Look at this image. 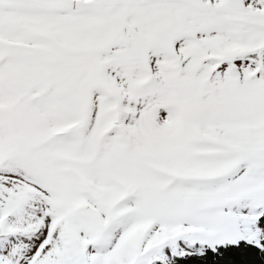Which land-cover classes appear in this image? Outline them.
I'll use <instances>...</instances> for the list:
<instances>
[{
    "label": "snow or ice",
    "instance_id": "obj_1",
    "mask_svg": "<svg viewBox=\"0 0 264 264\" xmlns=\"http://www.w3.org/2000/svg\"><path fill=\"white\" fill-rule=\"evenodd\" d=\"M0 264H264V0H0Z\"/></svg>",
    "mask_w": 264,
    "mask_h": 264
}]
</instances>
